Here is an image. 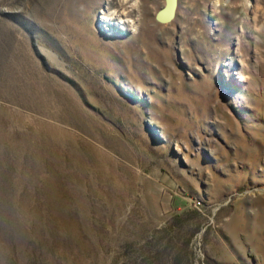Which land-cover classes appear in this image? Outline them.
Wrapping results in <instances>:
<instances>
[{
    "label": "rangeland",
    "instance_id": "374dc122",
    "mask_svg": "<svg viewBox=\"0 0 264 264\" xmlns=\"http://www.w3.org/2000/svg\"><path fill=\"white\" fill-rule=\"evenodd\" d=\"M120 1L0 0V264H264V0Z\"/></svg>",
    "mask_w": 264,
    "mask_h": 264
},
{
    "label": "trees",
    "instance_id": "16d2710c",
    "mask_svg": "<svg viewBox=\"0 0 264 264\" xmlns=\"http://www.w3.org/2000/svg\"><path fill=\"white\" fill-rule=\"evenodd\" d=\"M128 252L127 264H195L198 262L193 233L178 236L165 232L148 238ZM198 264V263H196ZM221 264V263H215Z\"/></svg>",
    "mask_w": 264,
    "mask_h": 264
},
{
    "label": "water",
    "instance_id": "95a60500",
    "mask_svg": "<svg viewBox=\"0 0 264 264\" xmlns=\"http://www.w3.org/2000/svg\"><path fill=\"white\" fill-rule=\"evenodd\" d=\"M177 0H165V6L156 13V19L160 22L170 21L175 14Z\"/></svg>",
    "mask_w": 264,
    "mask_h": 264
},
{
    "label": "bare ground",
    "instance_id": "6f19581e",
    "mask_svg": "<svg viewBox=\"0 0 264 264\" xmlns=\"http://www.w3.org/2000/svg\"><path fill=\"white\" fill-rule=\"evenodd\" d=\"M220 1H221V0H215V1H214V5H218V3H219ZM223 1H228V0H223ZM120 3H121L122 5H125L126 1H125V0H121ZM122 5H121V6H122ZM137 5H138V4H137V1H134L133 3H131V4L129 5V8H130V9H134ZM138 6H139V5H138ZM122 7H123V6H122ZM124 7H125V6H124ZM125 9H126V8H125ZM125 9H124L123 11H125ZM130 11H131V10H130ZM103 16H104V15H103ZM103 16H102V18H104Z\"/></svg>",
    "mask_w": 264,
    "mask_h": 264
}]
</instances>
